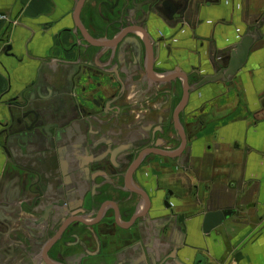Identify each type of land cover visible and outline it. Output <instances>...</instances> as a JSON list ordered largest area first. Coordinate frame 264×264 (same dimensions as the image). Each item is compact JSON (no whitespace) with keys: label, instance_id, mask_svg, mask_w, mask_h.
Wrapping results in <instances>:
<instances>
[{"label":"crops","instance_id":"0c3cea01","mask_svg":"<svg viewBox=\"0 0 264 264\" xmlns=\"http://www.w3.org/2000/svg\"><path fill=\"white\" fill-rule=\"evenodd\" d=\"M169 1L160 16L144 17L139 2L129 7L137 26L127 37L138 46L139 62L123 100L148 125L165 124L184 148L177 160L152 159L153 181L178 190L184 202L179 228L186 244L170 241L168 251L177 252L178 264H191L196 254L205 264H264V0ZM78 3L0 0V16L6 17L0 20V124L8 119L9 103L50 92L49 102L69 113L72 93L65 89L82 68L77 56L88 39L83 28L93 14L99 26L103 16L117 24L122 10L117 0ZM123 37L110 33L93 47L123 56ZM244 39L248 55L237 73L200 84L228 69L234 46ZM5 160L0 150V173ZM217 211L229 216L208 238L202 218ZM187 254L191 260L184 262ZM163 264L175 263L166 258Z\"/></svg>","mask_w":264,"mask_h":264},{"label":"flooded vegetation","instance_id":"af4514ba","mask_svg":"<svg viewBox=\"0 0 264 264\" xmlns=\"http://www.w3.org/2000/svg\"><path fill=\"white\" fill-rule=\"evenodd\" d=\"M117 1V24L103 16L99 26L93 14L83 28L82 68L65 89L69 113L49 102L55 92L9 103L0 124V264H162L170 241L186 244L182 194L151 173L154 157L177 160L184 148L165 124L154 132L123 104L139 62L126 33L137 26L130 8L139 2L146 17L157 0ZM108 31L125 33L128 55L93 47Z\"/></svg>","mask_w":264,"mask_h":264},{"label":"water","instance_id":"95a60500","mask_svg":"<svg viewBox=\"0 0 264 264\" xmlns=\"http://www.w3.org/2000/svg\"><path fill=\"white\" fill-rule=\"evenodd\" d=\"M169 3H170L169 0H164L162 2L157 0L156 2H153L150 4V6L146 12H148V14L154 13V14L158 15L159 11L161 13L162 10L165 9ZM82 4H83V0H79L78 8L81 7ZM158 16H160V15H158ZM124 35H125V33L122 34V36H124ZM249 45H250L249 39L241 40L240 43H238L236 46H234L235 49L230 55L231 58L229 59L230 62H229L228 69L221 70V73H220L221 75L219 74V75L214 76V77L203 78L200 81V84L216 82V81L221 80V79L223 80V78H224L222 76L223 74H224V76L227 77V75L229 76L235 72L237 73V71L242 67V65L245 62V59L247 58ZM7 50H10V47H8ZM161 80H163V79H161ZM228 216H229V212H227V211H217V212L206 213L204 215V217L202 218L203 219L202 224H201L202 234L209 238L211 231L217 229L227 219ZM191 219H192L191 220V222H192L194 220V218H191ZM202 257L203 256L201 254H198V255L196 254L195 257L191 258V255L187 254L185 257H183V261L189 262L191 259H193L191 261V264H205L206 259L202 258ZM167 259H170L175 264H178V261H179L178 254L176 253V251L173 252V254Z\"/></svg>","mask_w":264,"mask_h":264},{"label":"built area","instance_id":"2783aa9c","mask_svg":"<svg viewBox=\"0 0 264 264\" xmlns=\"http://www.w3.org/2000/svg\"><path fill=\"white\" fill-rule=\"evenodd\" d=\"M6 17L0 16V20H4ZM230 264H236V263H230Z\"/></svg>","mask_w":264,"mask_h":264}]
</instances>
